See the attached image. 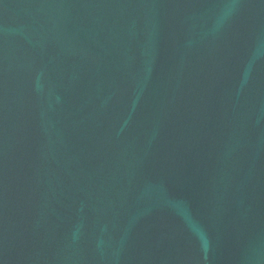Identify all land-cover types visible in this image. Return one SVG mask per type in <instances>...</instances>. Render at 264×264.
Listing matches in <instances>:
<instances>
[{
  "label": "water",
  "instance_id": "water-1",
  "mask_svg": "<svg viewBox=\"0 0 264 264\" xmlns=\"http://www.w3.org/2000/svg\"><path fill=\"white\" fill-rule=\"evenodd\" d=\"M0 264H264V0H0Z\"/></svg>",
  "mask_w": 264,
  "mask_h": 264
}]
</instances>
